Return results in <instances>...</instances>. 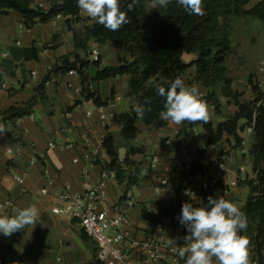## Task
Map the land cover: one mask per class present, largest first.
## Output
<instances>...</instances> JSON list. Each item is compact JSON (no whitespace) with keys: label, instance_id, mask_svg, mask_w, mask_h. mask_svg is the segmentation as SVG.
Wrapping results in <instances>:
<instances>
[{"label":"crops","instance_id":"1","mask_svg":"<svg viewBox=\"0 0 264 264\" xmlns=\"http://www.w3.org/2000/svg\"><path fill=\"white\" fill-rule=\"evenodd\" d=\"M33 5L48 10L51 0H34ZM65 19V16H54L47 22L22 28L23 16L19 12L11 10L0 13V115L13 105L23 106L31 98H36L30 115L18 118L14 123L4 124L6 139H0V198H16L14 207L7 212L9 215H14L16 209L29 206H35L40 211V219L35 227L29 226L8 237L0 234V264H89L96 255L94 241L81 229L78 219L54 213L52 208L58 204V200L53 195L42 194L40 190L45 186H48L50 192L68 187L72 193H80L84 191L86 182L99 180L102 165L93 158L85 157L84 132L90 134L96 144L104 140L111 131L120 159L126 156L129 148L122 137L121 127L113 123V118H100L101 112L97 107L102 105L97 104L94 98L86 99L83 96L79 73L68 71L55 74L52 71L56 64H62L64 58L73 61L76 53L82 58H91V50L101 44L112 47L106 56L100 51L101 65H117L120 50L110 41L99 43L94 39L88 41L86 48L77 49L74 30L81 33L95 21L80 13V19L72 21V30L67 27ZM230 40L232 41V34ZM32 47H36L38 58L26 56L25 49ZM196 57L194 53L183 54L186 62ZM94 65L89 63L87 68L91 89L96 91L95 96H100L102 101L115 102L112 107L103 105V111L116 114L129 110V76L95 81L98 67ZM33 72H36V77ZM185 74L184 81L187 85L197 86L202 96L207 93L208 89L201 81L196 78L188 80ZM245 74L242 70L234 73L241 76L237 81L243 83L239 84L235 76H232V70L228 72V76L233 79L232 88L241 94L240 100L250 101L244 93H251L253 100L258 92L246 81ZM256 74L257 82L260 74L258 71ZM46 75L49 77L40 94L37 87ZM3 82L7 83L6 88L2 86ZM219 99V111L215 110L213 104H207L209 120L215 125L234 116L238 110V106L229 97L220 94ZM88 111L92 113L88 114ZM245 121L241 119L240 126H244ZM137 125L139 133L133 143L144 150L131 154L130 158L135 164H124V167L139 168V183L128 186L126 182L112 178L108 184V195L104 199L110 213L123 211L129 216L136 237L144 238L155 229L154 222L143 218V208L158 213L159 205H165L176 197V191L169 189L155 193L154 186L159 178L165 176L178 186L185 164L197 158L200 149H206L202 161L210 163L211 168H214L212 177L227 189L225 199L243 210L250 187L239 181L254 176L250 152L245 147L252 134L248 133V126L239 129L242 141L238 144L233 135L226 134L218 143L207 146V136L201 126L194 128L188 142L182 144L177 134L183 124L177 126L167 122L165 126L155 127L138 120ZM168 140L176 146V159L172 157ZM49 142L73 145L68 148L50 147ZM8 144L13 148H20L17 158L11 159L7 152ZM238 152L241 153L242 160L249 161V170L240 163ZM222 153H227L230 159L226 163L227 171L219 173L217 160ZM154 155L159 157V162L155 168H151L150 159ZM24 172V181L20 184L17 178ZM202 176L205 175L202 174L199 178ZM233 182L236 184L232 185ZM183 198L187 200L189 197L183 194ZM164 227L169 237L184 245L183 238L188 233L178 220H167Z\"/></svg>","mask_w":264,"mask_h":264},{"label":"trees","instance_id":"2","mask_svg":"<svg viewBox=\"0 0 264 264\" xmlns=\"http://www.w3.org/2000/svg\"><path fill=\"white\" fill-rule=\"evenodd\" d=\"M33 1L0 0V13H8L11 10L19 12L23 16V24L27 27H32L38 22H47L52 17L62 14L66 17L67 27L73 30L72 21L80 19L77 0H51V7L48 10L34 6ZM252 1L203 0L205 14L197 16L189 15L176 0H172L167 8L155 6L152 0H140L130 12H127V4L131 0H120L121 9L127 12L129 23L118 31H109L94 22L92 26H86L81 33L74 30V38L77 49L86 48L88 41L94 39L99 43L110 41L113 46L123 51V55L118 56L117 65L102 67L100 59L95 60L94 64L98 70L94 80L129 76L127 96L131 103L130 109L113 116V123L121 127L122 137L129 147L126 156L120 159L111 131L106 134L103 141L111 158L109 165L115 169L117 180L126 182L128 186L139 183L140 171L137 166L135 169H129L124 167V164H135L130 155L144 150L133 143L139 133L137 121L142 120L145 124L155 127L167 124L159 116L163 110V98L159 97L155 88L148 83L149 79L155 78L156 83L167 88L177 77L184 80L187 70L196 66V79L208 89L202 98L207 104H213L216 111H219L221 102L218 92L213 87L219 82L223 84L221 94L229 97L230 101L238 106L236 114L216 125L211 120L197 124L185 122L177 135L180 142L186 144L189 136L194 133L193 129L201 126L207 136V146L218 143L226 134L233 135L238 144L242 141L239 129L253 125V143L249 152L254 176L239 181L250 187V194L242 210L247 216V228L240 234L249 236L252 264H264V109L257 104L261 92L256 84H252L253 89L258 92L257 97L250 101H241V94L232 88V79L227 77L224 64L231 49L230 20L233 17L252 16L264 22V0H258L249 6ZM25 52L27 57L38 58L36 47L26 48ZM185 52L194 53L197 57L186 62L183 59ZM89 63V59L82 58L76 53L73 61L64 58L62 64H56L52 71L58 74L75 69L81 77L83 96L86 99L94 98L99 105H107L100 96H95L96 91L90 87L87 72ZM48 77L49 75H46L44 81L37 87L40 94ZM146 98H151L152 110L146 113L143 119H138L133 111V101L143 103ZM35 100L34 97L23 106L13 105L2 111L4 124L14 123L18 118L30 115ZM241 119L246 120L244 126L239 124ZM205 153L206 149H200L197 158L185 164L179 177L176 197L165 205H159L158 213L143 208V218L154 223H164L167 220L176 222L181 215L184 202L200 207L207 205L209 196H218L216 195L218 180L209 176L205 185L198 182L199 176L211 168L210 163L205 164L202 161ZM187 187L192 188L194 196L186 200L182 191ZM89 264L104 263L95 255Z\"/></svg>","mask_w":264,"mask_h":264},{"label":"clouds","instance_id":"3","mask_svg":"<svg viewBox=\"0 0 264 264\" xmlns=\"http://www.w3.org/2000/svg\"><path fill=\"white\" fill-rule=\"evenodd\" d=\"M155 6L167 8L172 0H152ZM140 0H131L127 12L133 10ZM189 15L203 16V0H176ZM77 7L82 15L87 16L109 31H118L129 23L128 14L121 9L120 0H77ZM159 97L163 98V110L159 116L163 121L174 125L207 123L210 113L206 101L195 85H187L177 77L167 88L150 78ZM151 98L143 103L133 101V111L138 119H143L151 112ZM5 126L0 124V133ZM162 191V190H161ZM190 190L185 195L191 197ZM151 210V209H150ZM40 219V211L35 206L16 209L9 215L5 205H0V234L8 237L17 231L34 226ZM179 223L186 229L183 246L173 251L184 261V264H252L250 240L240 233L247 228L246 214L232 201L223 196H209L205 206L196 207L184 202L181 208Z\"/></svg>","mask_w":264,"mask_h":264},{"label":"built area","instance_id":"4","mask_svg":"<svg viewBox=\"0 0 264 264\" xmlns=\"http://www.w3.org/2000/svg\"><path fill=\"white\" fill-rule=\"evenodd\" d=\"M63 16L62 14L57 15ZM22 28L26 26L21 24ZM91 55L94 60L100 56L98 46L91 50ZM260 78L257 80V86L261 97L257 104L264 109V61L258 66ZM71 73H78L75 69L70 70ZM36 72L33 76L36 77ZM2 86L7 87V83L3 82ZM82 90V88L80 89ZM115 102H108L106 106L112 107ZM105 106H98L100 110V118L107 119L109 116L113 118V112L103 111ZM92 111H88L91 114ZM0 124L4 125L2 116L0 115ZM5 126V125H4ZM248 133L253 132V125L248 126ZM0 139H6V132L0 133ZM103 141L94 143L90 134L83 133V142L86 147L85 157L93 158L102 165L101 176L98 181L85 183L84 191L80 193H72L68 187L55 189L50 192L48 186L41 188L40 192L44 195H53L58 204L53 206L52 211L56 214L67 215L71 218L78 219L81 229L94 241L96 245V258L104 264H183V260L173 251L177 246H182L181 242L173 239L166 234L164 223H155V229L144 238L135 236L132 223L129 216L118 211L110 213L109 208L104 203V199L108 195V184L110 179L116 178V171L109 164L111 158L103 145ZM73 143L57 144L49 142L50 147L60 146L61 148L71 147ZM167 145L173 152V159H176V146L171 141H167ZM7 152L11 159L17 158L20 154V148H13L7 145ZM227 153H222L217 160L218 172L227 171L226 163L229 160ZM78 159H75L77 161ZM159 162V157L154 155L150 159L151 168H155ZM25 172L17 178V181L22 184L25 177ZM233 182L232 185H235ZM176 191L177 185L171 183V180L165 176L159 178L158 183L154 186L156 194L164 190ZM162 190V191H161ZM190 190L191 196H194V191L191 187L183 189ZM227 189L221 185L216 188V195L225 196ZM190 197L189 195H186ZM16 203L14 196L0 198V205L6 206V211L11 210Z\"/></svg>","mask_w":264,"mask_h":264},{"label":"rangeland","instance_id":"5","mask_svg":"<svg viewBox=\"0 0 264 264\" xmlns=\"http://www.w3.org/2000/svg\"><path fill=\"white\" fill-rule=\"evenodd\" d=\"M256 1L258 0H253L249 6L254 4ZM230 22H231L230 36L232 34L231 42L233 45H231V49L228 52L224 63L226 66V75L227 77H229L228 72H231L232 70V74H233L232 76H235L236 82L242 84L243 82L237 81V79L240 78L241 76L234 75V73H236L238 70L240 71L242 70L243 73L246 72L245 74L246 81L249 84H254L256 83V75H257L256 71L258 70L257 67L261 64L262 61H264V22L252 16L233 17L230 20ZM98 48L100 51H102L104 56H106L110 53L112 47L109 45L101 44L98 46ZM122 52L123 51L120 50L118 56H122L123 55ZM89 59H90V63L94 65L95 60L92 57ZM100 66L104 67L105 65L100 64ZM196 74H197V68L196 66H192L190 70L186 72L185 76L187 77L188 80L190 79L192 80L196 78ZM237 83H235V86L237 85ZM222 85L223 84L219 82L216 83L213 87V89L216 90L219 95L221 94ZM246 86L247 85L245 84V87ZM244 94L247 96L248 100H251L252 98L251 93L245 92ZM252 139H253V134L249 135L247 139V143L245 147L248 150H250L251 145L253 143ZM237 156L240 160V163L245 165L249 170L251 167L249 161L242 160L240 152L237 153ZM213 169L214 168L212 167L211 170L203 174L205 176H202L198 180V182L205 185L208 182L209 176H214L211 174ZM245 235L249 238L247 234ZM250 249H252L251 245H250Z\"/></svg>","mask_w":264,"mask_h":264}]
</instances>
